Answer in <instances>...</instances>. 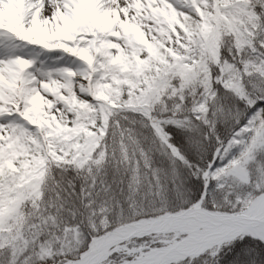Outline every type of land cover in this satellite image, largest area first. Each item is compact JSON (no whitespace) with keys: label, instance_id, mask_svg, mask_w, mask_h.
<instances>
[{"label":"snow or ice","instance_id":"snow-or-ice-1","mask_svg":"<svg viewBox=\"0 0 264 264\" xmlns=\"http://www.w3.org/2000/svg\"><path fill=\"white\" fill-rule=\"evenodd\" d=\"M0 264H264V0H0Z\"/></svg>","mask_w":264,"mask_h":264}]
</instances>
